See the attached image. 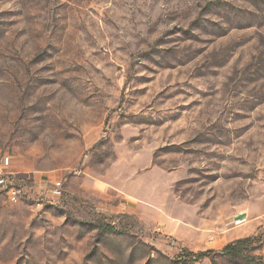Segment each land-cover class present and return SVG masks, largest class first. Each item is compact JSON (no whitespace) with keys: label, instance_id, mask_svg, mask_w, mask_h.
Masks as SVG:
<instances>
[{"label":"rangeland","instance_id":"obj_1","mask_svg":"<svg viewBox=\"0 0 264 264\" xmlns=\"http://www.w3.org/2000/svg\"><path fill=\"white\" fill-rule=\"evenodd\" d=\"M4 153L0 264H264V0H0Z\"/></svg>","mask_w":264,"mask_h":264},{"label":"built area","instance_id":"obj_2","mask_svg":"<svg viewBox=\"0 0 264 264\" xmlns=\"http://www.w3.org/2000/svg\"><path fill=\"white\" fill-rule=\"evenodd\" d=\"M12 165V158L9 153H4L0 157V188L6 190L8 197L16 201L20 196V189L16 188L15 186H9L6 184L10 175H14V171L11 170Z\"/></svg>","mask_w":264,"mask_h":264},{"label":"trees","instance_id":"obj_3","mask_svg":"<svg viewBox=\"0 0 264 264\" xmlns=\"http://www.w3.org/2000/svg\"><path fill=\"white\" fill-rule=\"evenodd\" d=\"M253 240L251 236L239 238L229 244H227L222 250L221 253L230 257L245 253L246 249L249 246V243ZM191 259L199 260L204 255H207V252L195 253V252H186Z\"/></svg>","mask_w":264,"mask_h":264}]
</instances>
